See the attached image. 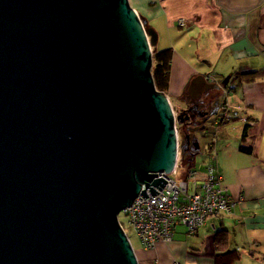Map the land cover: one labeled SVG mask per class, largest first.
<instances>
[{"label":"water","instance_id":"water-1","mask_svg":"<svg viewBox=\"0 0 264 264\" xmlns=\"http://www.w3.org/2000/svg\"><path fill=\"white\" fill-rule=\"evenodd\" d=\"M146 23L130 0H0V264H139L119 214L165 185L190 118ZM229 79L194 77L193 107Z\"/></svg>","mask_w":264,"mask_h":264},{"label":"crops","instance_id":"crops-1","mask_svg":"<svg viewBox=\"0 0 264 264\" xmlns=\"http://www.w3.org/2000/svg\"><path fill=\"white\" fill-rule=\"evenodd\" d=\"M130 3L157 32L153 47L173 48L166 92L172 105L182 106L175 100L188 97L194 77L202 74L210 82H221L230 76L225 99L210 120L216 139L207 153L236 202L231 213L209 218L194 233L179 227L173 239L152 249L140 244L135 249L139 264H218L214 241L222 229L229 236V249L241 253L235 264H264V76L253 81L240 77L264 69V0Z\"/></svg>","mask_w":264,"mask_h":264},{"label":"built area","instance_id":"built-area-1","mask_svg":"<svg viewBox=\"0 0 264 264\" xmlns=\"http://www.w3.org/2000/svg\"><path fill=\"white\" fill-rule=\"evenodd\" d=\"M179 23L183 24L184 20H179ZM228 106L226 99L224 107ZM215 139L216 134L212 142ZM199 166L200 169L190 168L185 178L180 179L175 177L179 172L177 165L171 173H159L167 180L162 189L158 188V193H149L145 198L137 196L120 212L128 217L145 248L152 249L158 242L170 241L179 227L194 233L209 218H219L232 212L236 202L224 184L216 160L208 154ZM174 264L180 263L175 261Z\"/></svg>","mask_w":264,"mask_h":264},{"label":"rangeland","instance_id":"rangeland-1","mask_svg":"<svg viewBox=\"0 0 264 264\" xmlns=\"http://www.w3.org/2000/svg\"><path fill=\"white\" fill-rule=\"evenodd\" d=\"M188 91L186 92L187 95ZM188 96V95H187ZM200 101L196 105L197 113L195 114L191 108L190 99L188 97L176 99L175 103H181L172 105L176 116L184 109L190 110L189 120L182 123L177 120L176 127L178 133V159L177 166L179 167L176 178H184V171L186 168H182L185 160L193 159V167L201 165L202 161L208 158L207 150L209 149V143L213 138V125L210 123L214 111L218 110L221 103L225 99L224 87L219 90L210 89L206 90L201 97ZM182 108V109H181ZM186 131V132H185ZM119 219L123 224L125 231L127 232L134 248H138L141 244L139 237L134 231L128 217L121 213Z\"/></svg>","mask_w":264,"mask_h":264},{"label":"trees","instance_id":"trees-1","mask_svg":"<svg viewBox=\"0 0 264 264\" xmlns=\"http://www.w3.org/2000/svg\"><path fill=\"white\" fill-rule=\"evenodd\" d=\"M145 26L146 28L150 27L147 23ZM152 52H153L152 73L156 87L158 90L167 92L170 82V70H171V61L173 57V48L158 50L153 47ZM263 76H264V69L245 72L240 75V77L246 81H253ZM183 123L182 126H184ZM241 148L244 149L245 151L252 152L251 147L242 146ZM184 160L185 162L182 168L183 169L186 168L183 175V177L185 178L188 170L193 167V159H189V160L184 159ZM214 242L217 251L218 264H235L236 261L240 258L241 253L238 250L229 249L228 247L229 236L226 230L222 229L217 231Z\"/></svg>","mask_w":264,"mask_h":264},{"label":"flooded vegetation","instance_id":"flooded-vegetation-1","mask_svg":"<svg viewBox=\"0 0 264 264\" xmlns=\"http://www.w3.org/2000/svg\"><path fill=\"white\" fill-rule=\"evenodd\" d=\"M222 81V80H221ZM197 100H200L199 98ZM190 103H191V100H190ZM199 103V102H198ZM191 107L193 108V112L196 114L197 113V110H196V107H193V105L191 104ZM190 113V112H189Z\"/></svg>","mask_w":264,"mask_h":264}]
</instances>
